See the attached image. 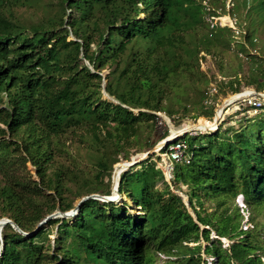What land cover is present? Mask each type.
Returning a JSON list of instances; mask_svg holds the SVG:
<instances>
[{
	"label": "trees",
	"instance_id": "16d2710c",
	"mask_svg": "<svg viewBox=\"0 0 264 264\" xmlns=\"http://www.w3.org/2000/svg\"><path fill=\"white\" fill-rule=\"evenodd\" d=\"M28 1L0 0V219L31 233L58 209L72 210L71 194L111 195L89 179L79 185V167L66 163L72 135L88 144L101 180L144 125L156 133V112L171 117L165 103L183 80L211 82L201 54L232 49L234 33L206 22L204 2L215 9L220 0H59L52 17L25 25L10 7ZM237 3L239 27L236 9L249 23L237 55L256 65L247 82L262 92L264 60L251 53L249 31L264 24V0ZM239 75L221 87L239 93ZM104 80L115 102L103 98ZM237 124L192 136L191 162L173 164L174 190L187 195L197 222L153 155L120 178L119 191L139 214L127 202L89 199L76 216L52 219L29 237L7 225L0 264H155L162 254V264H207L202 254L212 264H264V115ZM27 163L38 180L24 174ZM240 195L249 221L261 216L260 225L242 228Z\"/></svg>",
	"mask_w": 264,
	"mask_h": 264
},
{
	"label": "rangeland",
	"instance_id": "374dc122",
	"mask_svg": "<svg viewBox=\"0 0 264 264\" xmlns=\"http://www.w3.org/2000/svg\"><path fill=\"white\" fill-rule=\"evenodd\" d=\"M59 0H30L23 4H17L12 5L10 7L13 10L14 15L19 18L20 22L25 25H34L38 22H41L42 20H45L49 17H52V14H55L59 8L58 5ZM238 0H220L216 5L213 12H216L217 14L221 13L223 17H228L229 19L232 18V5L233 3H237ZM53 4V5H51ZM241 7V6H239ZM237 13V17L239 19V22L241 23V30L244 33H234L233 40H232V49H229L226 52H223L218 57H212V56H206L204 53H202V56H205V58L201 61V70L207 74L208 78L212 81H215V79H223L226 83L229 80L234 79L235 75L241 74L240 76V91L244 92L248 89L256 90V88L253 85H249L247 80L251 71L252 66H256L253 64V61L248 60L246 57L247 53H244V57L241 60L238 55V44L245 43V32H247L248 27V21L244 19V13L245 10L240 8L239 10L236 9L234 11ZM223 25H226V23H223V20L221 21ZM230 23H227L229 25ZM245 27V28H244ZM250 35L255 39L254 41V47H249L252 51L251 53L253 55H256L260 57V60H264V24L261 26L256 27L255 30L249 31ZM70 39H73L72 37ZM264 65V61H263ZM220 67H223L222 73L220 72ZM108 71L103 72V76L107 75ZM210 82V83H211ZM210 83H204L201 79L195 78L194 80H183L181 87L176 88L170 96V99L166 101L165 106L167 111H170L171 117L167 114V112H156V114L160 117V119H157L155 123V131L156 133H150V129L148 125H144L142 128V131L140 135L138 136V139L134 141L133 146L125 148V150L118 156V159L120 160L119 163L131 161L133 158H137V160L140 158L142 154H145L148 150V142L160 140L161 136L168 131L170 136V127H174L176 129H180L186 125L187 122H197L199 119L206 120L210 122L211 120H214L215 118V110L209 109L208 111H205L203 109V93L206 91L207 87ZM257 91V90H256ZM262 91L261 93H263ZM235 95L231 89L227 86L223 88V97L229 98V96ZM105 99H109L111 101H114L110 97L103 96ZM115 102V101H114ZM146 111V110H144ZM148 112V111H146ZM135 114L139 113V110H134ZM264 115V113L262 114ZM168 117L170 119L166 120L165 117ZM234 116L229 115L225 118L224 121L221 122L222 130H225L226 128L230 126L237 127L236 124H234ZM215 132V131H214ZM198 134H205L200 133V131H195L190 134H188L185 138L189 142L194 136ZM213 133V132H210ZM193 136V137H192ZM198 137V136H197ZM67 146L69 147L70 152V158H68L69 161H66L68 165L74 166V168L79 167L78 175L79 177V185L80 181L84 179H89L91 182L95 183L96 187L98 189H102V192H105L107 190H111L112 188V176L114 167L110 169L106 175L103 176L101 180H97L95 177L98 173V168L94 164V158L92 157L91 150L88 147V144L79 142L78 137L75 135H72L67 140ZM153 148V147H152ZM151 148V149H152ZM165 154V153H161ZM153 162L157 163V167L162 168L165 165V156L155 155L153 157ZM174 165L177 167L180 164L174 163ZM23 170V168H22ZM29 174L33 177L34 180H38L36 176V170L31 165V163H27L26 169L24 170V174ZM171 178L168 179L165 177V180L169 182L170 185L173 183L174 179V173L173 170L171 171ZM74 186V185H73ZM76 186H78L76 184ZM173 186V185H172ZM174 189V186L172 187ZM183 190H185V187H182ZM101 192V191H100ZM99 193V192H98ZM102 194V193H99ZM123 197L126 198L125 201L129 205V212L139 214V209L136 207V205L132 202L131 199L127 198V196L123 195ZM69 199H74V206L75 204L81 199L76 197L74 194L69 195ZM121 204V203H120ZM239 205V204H238ZM206 207L211 211L214 207V204H207ZM234 207V206H233ZM241 207V212L244 215V219L242 221V228L246 230L245 226H249V228H253L256 223L258 225L261 224V216H259L256 221L250 222L249 221V213L247 212V209H243ZM245 210V211H244ZM59 212V209L57 210ZM212 236L214 237L213 233ZM56 238V234H52L50 236L51 242L54 241ZM224 246H230L231 242L228 239H224ZM202 243L205 245L206 243L202 241ZM193 246V244H192ZM204 259L207 261V264L214 263V257H207L205 254H202ZM166 259V255L162 254L158 261L157 258H155L156 263L155 264H162Z\"/></svg>",
	"mask_w": 264,
	"mask_h": 264
},
{
	"label": "built area",
	"instance_id": "2783aa9c",
	"mask_svg": "<svg viewBox=\"0 0 264 264\" xmlns=\"http://www.w3.org/2000/svg\"><path fill=\"white\" fill-rule=\"evenodd\" d=\"M204 5L206 7V12H207L206 22L208 23L210 30H213L217 26H220V27H228V28L232 29V31L236 34L244 33L241 30V28L239 27L238 20H237L235 15L231 14L232 18H230V24L229 25H227V23H226V25H223L221 23L222 17H223L221 15V13H219L217 15H213L212 13H213L214 9L209 4H207V2H204ZM232 7H233V5H232ZM232 7H231V9H232ZM241 56L244 57V55H242V54H241ZM244 58H246V57H244ZM222 82H223V79H221V78H219L217 80L215 79V81H212L209 84V86L207 87V89L205 91L203 103H202L206 109H214L215 112H218L222 108V106L226 100H228L229 98H231L235 95L243 94V92L240 91L239 93H236L233 96H229V98H224L222 96L223 95V88L221 87ZM252 91H253L252 94H250L246 97H243V98H238V99L234 100V102L227 104L224 108H222V112L225 114L223 121L225 120V118L227 116L233 115L234 116L233 118L235 120L234 124H236V122L238 120H241L243 118L256 117V116H260L264 113V97L255 95L254 94L255 90H252ZM204 132H206V131H204ZM163 149H166V153L163 155L171 163L172 166L174 163L189 164L193 158V153L190 150V146H189L187 140L185 139V137L172 140V142H170L168 145L163 147L161 149V151ZM243 200H244L243 196L240 195L237 199V203L243 209L244 208L247 209ZM245 227H246V229L249 228V226H245Z\"/></svg>",
	"mask_w": 264,
	"mask_h": 264
},
{
	"label": "water",
	"instance_id": "95a60500",
	"mask_svg": "<svg viewBox=\"0 0 264 264\" xmlns=\"http://www.w3.org/2000/svg\"><path fill=\"white\" fill-rule=\"evenodd\" d=\"M107 84V81L104 80L103 82V92H104V95L109 97V95L107 94V92L105 91V86ZM254 94L255 95H258V96H262L264 97V92L261 93V92H258V91H254ZM240 95V94H238ZM217 113L218 112H215V118L217 117ZM166 120H169V118L165 117ZM219 126L220 124L218 125V128L214 131H217L219 129ZM196 131H201L200 133H203L202 130H196ZM207 133L209 132H214L212 130H208L206 129L205 130ZM193 132V131H192ZM191 131H185L183 132L181 135H179L177 138H184L186 137L188 134L192 133ZM172 135V129L170 127V136ZM173 139H171V137L167 136L166 138L162 139L161 141L157 142L152 149H150L149 151H147L141 158H139L138 160H135V161H132V162H128V163H125L126 166H124V169L126 171L130 170L131 168L133 167H136L138 165H140L142 162L146 161L150 156H153V155H160V156H163V154H161V149L163 147H165L166 145H168L170 142H172ZM165 164H167L169 166V171L166 172V170L164 169V167H162L161 169L163 170L164 172V175L166 178L170 179L171 178V170L173 169V166L171 165V163L165 158ZM118 164V163H117ZM116 166V165H115ZM119 169L117 167H114V171H113V176H112V188H111V194L112 193H115L116 194V197L115 199L113 197L110 196H107V195H102V194H92V195H89V196H85L83 198H81L76 204H75V207L68 211V212H61V211H56L54 212L53 214L51 215H48L44 220H42L37 228L35 229V231L31 232V233H27V232H24L20 227L19 225L13 221L12 219H9V218H2L0 219V257L2 256L3 254V251H4V242H3V237H2V231L4 229L5 226L7 225H11L13 229H15L17 232L21 233L22 235L24 236H32L33 234L37 233L41 227H43L44 225H46L50 220L52 219H56V218H72L74 216H76L79 212V209L81 207V205L89 200V199H96V200H99L101 202H107V203H117L120 199V197L122 196L121 192L119 191V185H120V178H121V175L119 174ZM123 172V173H124ZM168 173V175H167ZM119 178V181L114 185V182H115V179L116 178ZM170 181H168L169 183ZM174 190V189H173ZM175 193H177L179 196L182 197L188 211L190 212V214L194 217L195 221L197 222V219H196V216L195 214L193 213L192 209H191V206H190V203H189V199L187 197V195H185L183 192L181 191H178V190H174ZM202 228H209V227H205L202 225ZM213 235L214 237L213 238H218V236L216 235L215 232H213ZM224 240V239H222Z\"/></svg>",
	"mask_w": 264,
	"mask_h": 264
},
{
	"label": "bare ground",
	"instance_id": "6f19581e",
	"mask_svg": "<svg viewBox=\"0 0 264 264\" xmlns=\"http://www.w3.org/2000/svg\"><path fill=\"white\" fill-rule=\"evenodd\" d=\"M222 20H223V23H230V19L228 18V17H222ZM253 93V91L251 90V89H248V91L246 90V91H244L243 92V94H241V95H235V96H233V97H231V98H229L228 100H226L225 101V103L223 104V106H222V108H224L227 104H230V103H232V102H234V100H236V99H238V98H243V97H246V96H248V95H250V94H252ZM222 108L218 111V113H217V117L216 118H214V120H211L210 122H208V121H206V120H203V119H199L197 122H191V121H189V122H187L186 123V125L184 126V127H182V128H180V129H176V128H174V127H172L171 126V129H172V135L171 136H169V137H171V139H173V140H175L176 139V137H178L179 135H181L183 132H185V131H193V132H195L196 130H202L203 132L206 130V129H208V130H212V131H214V130H216L217 128H218V125L223 121V119H224V113L222 112ZM167 117V116H166ZM168 118V117H167ZM144 154H142L141 156H140V158L143 156ZM135 160H137V158L135 157V158H133L131 161H127V162H122V163H118V164H116V166L115 167H117L120 171H119V174L121 175L124 171H125V169H124V166H126L125 165V163H128V162H132V161H135ZM166 161V160H165ZM164 169L166 170V172H168L169 171V166L167 165V164H165L164 165ZM167 175H168V173H167ZM119 181V178L117 177L116 179H115V182H114V185L117 183ZM111 197H113L114 199H115V197H116V194L115 193H112L111 194ZM126 200V198L125 197H123V195L120 197V199H119V201H118V203H123V201H125ZM13 220V219H12Z\"/></svg>",
	"mask_w": 264,
	"mask_h": 264
}]
</instances>
